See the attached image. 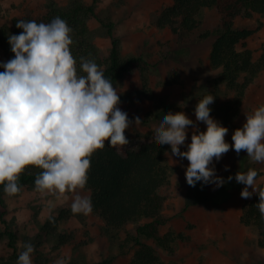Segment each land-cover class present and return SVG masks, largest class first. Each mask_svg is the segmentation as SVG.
<instances>
[{
	"label": "clouds",
	"instance_id": "clouds-1",
	"mask_svg": "<svg viewBox=\"0 0 264 264\" xmlns=\"http://www.w3.org/2000/svg\"><path fill=\"white\" fill-rule=\"evenodd\" d=\"M16 27L23 31L8 36L14 57L0 62L4 69L0 71V185L8 196L16 195L21 173L35 166L41 169L34 182L37 191L54 193L57 199L72 193L71 212L87 216L93 211L92 201L79 192L87 185L90 157L106 141L117 149L129 144L125 131L133 121L118 106L120 95L93 60L80 57L84 74H78L70 49L72 29L66 20L20 19ZM214 99L206 95L194 109L196 121L204 122L206 131L183 111L168 112L153 130L155 143L171 146V153L165 155L188 160L186 181L192 187L199 181L223 186L226 181L211 165L230 149L237 154L246 151L252 163H264V104L245 113L246 122L234 131L230 144L225 139L228 128L210 114ZM134 122L139 125L142 120L136 116ZM189 126H193L191 142L182 151ZM257 175L249 168L238 171L235 180L245 186L242 199L258 194L255 206L264 218V187L257 186ZM232 179L230 175L228 181ZM22 248L16 264H32L34 245L26 242ZM56 264H66V259Z\"/></svg>",
	"mask_w": 264,
	"mask_h": 264
},
{
	"label": "rangeland",
	"instance_id": "rangeland-1",
	"mask_svg": "<svg viewBox=\"0 0 264 264\" xmlns=\"http://www.w3.org/2000/svg\"><path fill=\"white\" fill-rule=\"evenodd\" d=\"M75 1L78 0H0V29L11 25L15 18L23 17L27 12L35 15L46 13L51 3L64 9ZM171 3L172 0H99L97 3L100 15L111 17L115 22L116 33L121 38L122 56L142 54L152 64L146 75V83L140 71H134L116 86L117 93L127 97V101L118 106L133 121L125 131L129 144L120 147L121 150L138 147L147 139H152L154 128L159 126L168 112L183 111L199 130L206 131L207 125L197 122L195 118L194 109L198 100L206 95H213L214 101L216 98L222 101L234 95L225 83H219L218 87L214 85V80L222 74V69L214 67L210 61L216 35L198 40L200 34L215 30L220 25L221 14L216 8L204 9L201 26L193 32L178 36L170 29H159L155 25L159 12ZM235 25L239 29L252 30L245 44L253 50L254 59H260L264 53V15L255 13L251 17L240 16ZM89 26L88 39L107 56L111 45L106 29L96 18L89 20ZM242 47L241 44L240 48ZM9 59V55L0 47V62ZM261 104H264V70L249 86L239 116L227 126L225 139L228 143H232L234 131L246 122L245 113H251ZM136 116L142 120L139 125H135ZM211 116L217 120L213 114ZM192 131L193 126H189L187 141L181 145L182 151L186 150L187 143L191 142ZM167 160L171 167L172 196L164 207L163 212L169 220L162 227V231L183 233L185 238L178 241V249L174 254L159 248L162 258L172 264H264V247L258 245L257 232L240 221L244 203L255 193L249 199H242L240 193L245 186L241 184L240 190L234 187L227 203L214 206L206 200L213 198L219 187L203 183L193 190L194 187L189 186L186 181L188 160L170 154ZM211 166L215 168L217 176L224 178V185H240L235 180V174L238 171L246 172L249 168L258 173L257 186L264 181V163L250 162L246 151L237 154L234 149H230L219 161L214 160ZM230 175L233 179L228 181ZM27 188L30 190L32 187ZM249 190L251 191V188ZM18 195L19 193L14 196L6 194L7 203L16 200ZM189 203L191 205L186 207ZM63 210L67 216V207H63L61 211ZM4 228L0 221V258L12 254L9 251L8 236L1 235ZM128 231H135L133 224L116 232L117 237L124 238ZM72 235L73 233L65 234L67 239ZM105 236L110 245L107 257H115L112 264H123V259L124 264H132L135 246L129 245L126 253L122 254L118 243ZM56 238L54 236V239ZM50 239L51 235L48 240Z\"/></svg>",
	"mask_w": 264,
	"mask_h": 264
},
{
	"label": "trees",
	"instance_id": "trees-1",
	"mask_svg": "<svg viewBox=\"0 0 264 264\" xmlns=\"http://www.w3.org/2000/svg\"><path fill=\"white\" fill-rule=\"evenodd\" d=\"M99 0L85 3L75 1L67 8L56 7L51 3L48 11L42 15L27 12L23 17H17L11 25L0 29V46L9 55L14 57L8 36L20 34L23 29L17 28L20 19L35 20L37 23L50 22L59 16L67 21L71 27V53L77 61L78 74L84 73L80 69V57L93 60L105 78L109 79L116 89L118 83L134 71H140L146 83V75L150 70L151 62L142 54L123 57L121 53V38L116 33L115 22L111 17H102L97 9ZM206 8H216L221 14V23L215 30H208L199 35L203 40L216 35L210 52V61L214 67L222 69L221 77L214 80V85L225 83L233 97L228 100H216L209 107L217 121L223 126H230L239 116L245 101L249 86L258 74L264 70V53L255 60L253 50L246 46L245 40L252 30L236 27L238 17H251L255 13L264 15V0H172L170 5L162 8L155 19L159 29H170L180 36L197 30L202 24V13ZM96 18L106 29L110 37V50L104 56L100 48L88 39L90 32L89 20ZM243 45L240 48V45ZM0 71H4L1 67ZM121 95L120 103L127 101ZM171 146L159 145L153 139H147L138 147H127L124 150L111 147L105 142L103 149L96 150L90 157L91 167L88 173L86 189L89 192L93 205V213L105 223L104 234L112 241L117 242L122 254L126 253L129 245L135 246L132 264H172L162 258L159 248L174 254L178 249V241L184 239L183 233L173 230L162 231L169 218L164 214V207L172 196L171 167L168 155ZM41 169L28 166L19 177V185L35 187V178ZM203 182L199 181V188ZM242 189V185H223L214 192L213 198L206 200L214 206L229 201L233 189ZM258 187H264V181ZM198 202H202L198 200ZM258 194L246 201L242 208L240 221L244 226L252 227L258 234V245L264 247V218L258 208ZM189 203L186 207H189ZM185 207V208H186ZM10 212L6 201L3 185H0V221L6 225L1 235H7L9 246L14 252L0 258V264H16L18 252L16 240L18 233L8 226L7 215ZM64 210L58 216L48 219L33 238L36 249V264H56L51 262L47 255L38 250L58 227V222L66 216ZM134 225V232L128 231L122 239L116 232ZM61 242L67 241V236L61 235ZM114 256L106 257L97 264H112ZM66 264H78L69 262Z\"/></svg>",
	"mask_w": 264,
	"mask_h": 264
},
{
	"label": "crops",
	"instance_id": "crops-1",
	"mask_svg": "<svg viewBox=\"0 0 264 264\" xmlns=\"http://www.w3.org/2000/svg\"><path fill=\"white\" fill-rule=\"evenodd\" d=\"M79 194L89 196L86 188ZM73 195L66 193L64 197L57 199L54 193H41L35 187L29 190L27 186H21L17 199L8 202L10 212L7 215L8 226L18 233L16 240L18 253L23 250L22 246L25 242L33 243V238L48 219L58 216L63 207H67L69 214L59 220L57 230L51 235L50 241L41 244L38 250L45 253L53 263L65 258L66 263L97 264L108 256L110 245L102 231L104 221L93 211L87 216L74 215L71 212ZM2 224L6 228V225ZM67 233H73L72 237L61 242L59 237ZM54 236L57 238L54 239ZM9 251L13 253L14 249L9 246ZM36 255L35 249L32 254V264H36Z\"/></svg>",
	"mask_w": 264,
	"mask_h": 264
}]
</instances>
